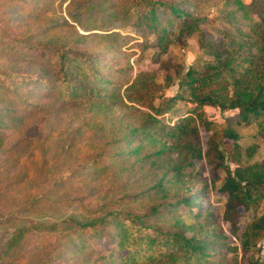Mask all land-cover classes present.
Segmentation results:
<instances>
[{"label":"rangeland","instance_id":"1","mask_svg":"<svg viewBox=\"0 0 264 264\" xmlns=\"http://www.w3.org/2000/svg\"><path fill=\"white\" fill-rule=\"evenodd\" d=\"M20 1L30 7L37 0ZM138 1L41 0V8L35 19H28L26 12L31 13L24 12L23 8L19 9V14L10 7L0 8V18L3 16L11 22L23 21V28L29 34L58 26L55 31L49 32L54 33L55 44L77 50L91 58L89 68H86L88 81L97 82L96 90L101 93L100 98L105 100L104 105L95 107L96 104L92 103L63 100L64 96L60 97L58 90L45 94L44 86L42 88L40 85L22 84L15 88L14 95L26 89L24 95L28 96L25 99L29 110L37 107L44 111L33 120L35 126H31L33 128L30 131L40 141L48 138L44 161L55 167L49 182L56 179V172L70 171L82 161L94 159L85 162L83 171L79 173L81 176L75 182L72 181L78 190L68 187L67 175L64 174L59 182L51 183L54 186L44 188L47 199L41 207L45 209L47 206L48 209L50 205L58 217H73V214L78 215L80 212L82 203L78 200L83 197L92 199L91 194L97 192L99 198L117 201V206L121 204L125 209L138 213L143 220L141 228L145 231L152 230L149 224L156 220L154 229L160 233L170 228L172 232L183 233L189 238L201 229L203 235L207 236L205 239H217V243L208 248L211 256L204 264H247L246 260L252 253L242 256L240 238L249 221L264 216V197L251 204L247 211L240 206L236 208L237 230L231 234L225 221L226 197L219 194L217 188L225 167L235 174L240 168L264 162V135L260 134L259 127L262 118L236 125L238 110L222 111L215 106L196 109L195 103L184 100L176 101L167 113L158 117L159 124L167 131L175 126L182 127L174 132V137L164 135L161 143L152 144L149 133L159 138L161 132L153 133L152 127L148 129V124L146 129H141V126L145 124V114L149 113L148 105L158 104L177 93L178 80L173 79L176 60L181 75H184L189 67L196 73L211 74L220 66L223 67L222 63L227 59L233 67L238 66L236 74L225 70L229 78L233 81L244 74V82H249V78L255 74L251 76L250 71L260 65L264 53L260 36L264 32V0H152L172 4L183 12L170 22L164 7L160 8L157 14L162 24L158 30L161 32L164 29L169 33L161 46L154 33L137 22L138 13L146 8L139 5ZM68 25L72 27L68 28ZM183 25L187 28L180 34ZM2 27L0 23V29ZM76 32L86 36L77 38ZM204 50L207 54H204ZM17 71L43 75L44 79H48L46 75L51 73L29 65L19 66ZM92 72L96 73L100 81L95 80ZM147 87L149 92L141 95L143 100H137L139 92ZM208 89L198 94H205ZM113 95L118 96V99L110 98ZM204 121L209 123L208 128ZM226 127L234 129L235 139L223 135ZM143 133L145 140L139 143L138 139ZM124 135L134 141L130 146L125 143L126 139L113 141ZM84 139V145L75 146L65 155V148L72 140L78 144ZM8 145L10 142H5L0 153L8 149ZM161 146L166 148L158 159L153 154ZM135 147H139V150L131 152ZM32 149L28 146L26 156L32 154ZM128 152L129 158L125 160ZM35 153L37 157L42 154L40 149L35 150ZM176 165L183 168L180 177L170 172L171 167ZM3 171L11 174L15 167L10 169L8 165ZM69 173V176L74 177L72 172ZM157 179H162L164 184L165 195L162 197L159 193L153 195L152 186ZM30 187L28 184H16L10 190V195L19 199L22 192ZM185 198H190L195 204L200 214L198 219L195 215L185 214L180 206L174 218H164L172 202ZM0 199L2 205L7 200L2 196ZM162 203L168 206L165 209L159 207L158 216L148 215L152 208ZM83 204V207L88 206V201ZM53 221L56 223V219ZM4 226V223L0 224V264H19L20 259L27 260L22 264H36L37 261L39 264V257L45 258L46 252L50 253L46 255L49 258L41 264H100L99 257L108 258L110 262L112 260L108 250L114 247V242L98 241L87 232H75L67 222H61L56 230L43 235L48 240L40 248L41 253L43 251L41 256L14 252L4 254V245L13 231ZM255 242L260 251L253 255L254 259H259L264 256V235L257 237ZM38 250L36 248L34 251ZM196 263L192 258L148 264Z\"/></svg>","mask_w":264,"mask_h":264},{"label":"trees","instance_id":"2","mask_svg":"<svg viewBox=\"0 0 264 264\" xmlns=\"http://www.w3.org/2000/svg\"><path fill=\"white\" fill-rule=\"evenodd\" d=\"M138 2L139 5L146 8L142 13H138L137 22L143 24L152 34L154 33L158 45L161 46L169 33L164 29L161 32L158 30V27L162 24L157 14L160 8L164 7L170 22H173V17H179L183 12L172 4L166 5L159 1L140 0ZM41 3V0H37L36 3H32L28 7L24 6L20 0H0V8L10 7L15 9V13L18 14L20 13L19 9L23 8L24 12L30 11L31 13L26 12L28 19H35L41 8ZM10 22V19L1 16L0 23H2L3 27L0 29V63H2V68L0 67V149L8 141L10 142V145H8L10 147L0 153L2 155L0 159V190L2 189L0 198L1 196L7 198L3 205L0 204V209H2L0 211V224L4 223V228L13 229L4 245V254L14 252L28 256H41L43 251L41 253L40 248L48 240L43 235L50 234L53 230H56L58 228L57 225L61 222H67L69 223V228L75 232H87L90 235L92 234L98 241L114 242V247L108 250L109 258H112L111 262L108 258L99 257L100 264L164 263L167 261L176 262L179 259L190 260L192 258L197 262L196 264L206 263L211 256V253L207 250L210 246H214L217 243V239H205L207 236L203 235L201 229L189 238L185 237L183 233L172 232L170 228L160 233L157 229H154L156 220L149 224L152 230L145 231L141 228L143 220L138 213L125 209L121 204L117 206V201L111 202L99 198L100 196L97 192L91 194L92 199L83 197V199L78 200V202L82 203L79 209L80 212L78 215L73 214V217H58L57 214L53 213L50 205L48 209L47 206L42 209L41 204L47 199L46 191L44 190L46 186H54L51 185L52 182L55 184L63 176L67 175L68 187L77 189L72 181L75 182L77 177L81 176L79 173L83 171L85 164L94 159H89L87 162L82 161L80 165L70 171L56 172V179L49 182L48 179L53 178L55 167L47 165L44 161L46 157L45 143L48 138L40 141L36 139V134L30 131L33 128L31 126H35L32 123L33 120L39 114L44 113V111L37 107L29 110V105H27L26 101L28 96L24 95L26 89L23 88L22 91L14 95L15 88L17 85L22 84L40 85L42 88L44 86L45 94L49 95L53 92L51 90H58V95L60 97L64 96L62 97L63 100L70 103H92L96 104L95 107L104 105L105 100L100 98L101 93L96 90L97 82L91 83L88 81L89 76L86 73V68H89L88 62L91 58L77 50L66 48L61 44H55V35L54 33L49 34V32L55 31L58 26L39 29L29 34L27 33L28 30L23 28V21ZM71 27V25H68V28ZM185 28L187 26L183 25L180 34L183 33ZM75 34L77 38L86 36L77 32ZM260 36L264 44V32L260 33ZM33 39L34 41H32ZM204 54H207L205 50ZM260 60V65L254 66L253 70L250 71L251 76L254 73L256 75L254 74L252 78L250 77L247 83L244 82L246 77H242L244 74L233 81L229 78L225 70L236 74L235 71L238 66L233 67L227 59L222 63L223 67L220 66L211 74L196 73L194 69L189 67L184 75H181L179 71L180 65L178 60H176L173 65L175 69V77L173 79L177 78L178 80L177 93L170 98L163 99L158 104L152 103L148 105L149 113L145 114V124L141 126V129H146V124H148V129L152 127L153 133L161 132V137L159 138L153 137L149 133V140L152 144L161 143V138L164 135L169 138L174 137V132L181 130L182 127L175 126L167 131L163 125L159 124L158 117L167 113L176 101L186 100L195 103L196 109L203 106H215L222 111L238 110L235 115L236 125L262 118L259 127L260 134L264 135V53ZM23 65L40 67L50 72V69H52L53 71L46 75L49 76L48 79H44L43 75H31L17 71V67ZM91 74L95 75V80L100 81L95 72ZM212 86L215 87L211 88ZM206 89L208 90L205 91V94H198L199 91ZM148 92L149 87L141 90L139 92L140 97L137 100L142 101L143 96L141 95ZM110 98L118 99V96L113 95ZM156 124H159V126ZM204 124L206 128L209 127L207 121H204ZM223 135L232 139L236 138L234 129L230 127H226ZM12 137L16 139L11 141ZM125 139V143L128 146L134 142L128 139L126 135L113 141ZM144 140L145 135L143 133L138 141L141 143ZM85 142L86 140L84 139V141H79L76 144L72 140L70 145L65 148V155L69 154V151L75 146H82ZM28 146L33 147V151L32 154L26 156L25 151ZM170 147L174 146L171 145ZM165 148L163 146L159 147L158 151H154L153 156L159 159L163 156ZM38 149L41 150L42 154L37 157L35 150ZM138 150L139 147H135L131 152H137ZM129 153L125 155V160L129 158ZM8 165L10 169L12 166L15 167V171H11V174L3 171ZM182 169L179 165H176L174 168L171 167L170 172H173V176L180 177ZM71 172L74 177L68 175ZM223 172L221 174L224 176L217 191L226 197L225 221L228 224L230 233L233 234L237 230L235 218L238 213L236 208L240 206L244 211H247L250 209L251 204H255L257 200H262L264 197V162H255L244 169L240 168L235 174H232L228 167H225ZM161 181L162 179H157L152 186L153 195L158 193L161 197L165 195L164 184ZM16 184L20 186L28 184L31 187L22 192L23 195L19 199H16L13 197L14 195H10V190ZM84 201H88V206L83 207ZM167 206L168 204L166 203L158 204L150 210L148 215L158 216V208L165 209ZM179 206L184 209L185 214L195 215L196 219L200 217L192 200L185 198L172 202L169 205V210L164 213V218H174L176 209ZM54 219H56V223L53 221ZM197 225L199 226L200 224L197 223ZM262 234L264 235V216L256 217V219L249 221L245 225L240 238V251L242 256L252 253L246 260L247 264H264V256L254 259L253 255L255 252L260 251L257 249L258 243L255 240ZM36 241L39 242L36 243ZM36 248L39 250L34 251ZM48 254L50 253H45V258L40 259L39 257V264L47 261L49 257H46V255ZM19 261H21L19 264H22L27 260L20 259Z\"/></svg>","mask_w":264,"mask_h":264}]
</instances>
